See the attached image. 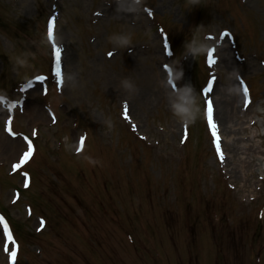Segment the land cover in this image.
<instances>
[{
    "label": "rangeland",
    "instance_id": "rangeland-1",
    "mask_svg": "<svg viewBox=\"0 0 264 264\" xmlns=\"http://www.w3.org/2000/svg\"><path fill=\"white\" fill-rule=\"evenodd\" d=\"M226 1L228 0H220L214 6L225 8ZM149 2L153 3L160 13H163L165 8L167 10L170 8V12L165 11L164 18H160L168 24L179 49L183 48L182 44L186 36H189L193 23L203 17L207 11L202 13L204 8H197L194 0H175L173 5L172 0H149ZM56 4L64 7L59 36L68 42L67 83H70L75 77L77 81L74 88L78 86L81 89H72L73 84H69L67 88L63 89L64 92L60 97L51 96L54 102L61 104L60 108L56 104L54 106L60 116L56 125H48L50 120L46 112L42 110V99H37L36 104L39 113L42 115H32L31 117L28 110L22 115L21 123H18L19 127L29 130L34 122L41 121V133L46 140L51 142L47 146H43L42 142L39 144V156L30 165V168L34 169L40 164L36 185L37 192L33 188L26 193V198H39L40 204L37 212L46 215L48 209L43 207L40 197H48V203L52 201L54 207V210L52 211L51 207L49 212L55 223L54 232L43 231L38 237H32L33 241L41 244L48 251L52 249L59 255L61 250H66L75 264H91L94 259L98 258L94 257V254L98 253L100 249H92L89 244H85L83 237L86 239L89 237L87 228L80 222L76 224V228L71 225H62L61 220L69 218L65 202H69L73 209L80 208L84 212L86 210V213H91L89 219L96 218V216L93 217V211H96L98 207L90 195L89 187L83 185L82 182L75 181L71 185V190H64L60 181H49L47 178L45 164L55 152L52 142L56 137L62 136L65 149L69 144L73 148L75 136L82 130L81 128L88 129L89 137L95 141L92 143L90 151L95 160L112 159L107 161L106 165L110 173L115 175L120 197L126 192L127 185H132L135 192L134 200H142L143 204H145L144 195L147 192V175L151 177L150 192L160 194L168 188L172 191L177 189L179 176L183 172H187L189 176H200L201 168L193 169V165L197 163L194 157V147L189 145L183 152L179 143L180 132L177 131L178 134H176V131H173L171 127L172 124L176 125L177 123H173V117H169L168 121L164 122L167 116L163 117V110L158 108L159 105H156L161 98V93H158L153 85L160 80L164 90L170 89L163 73H157L160 71L158 65L163 58L160 37L155 26L142 11L130 14L129 8L132 3L129 0H119V2L98 0L99 7L102 8L103 19L97 25L88 22L90 15L89 0H0V15L3 18V23H5L2 27L0 25V90L11 87L16 80L24 79L37 71L38 66L40 69L43 68L48 59V51L41 31L42 21L46 9ZM256 4V8L260 9L259 12L261 10L262 12L259 14V18L255 15L252 18L257 20V29L260 30L261 40L264 42V0H259L258 3L256 0H250L247 7L254 8ZM211 5L213 4L211 3ZM126 12H129L130 16ZM139 14L143 21L139 19ZM82 18H84L86 25L82 23ZM120 18L125 19L121 20ZM126 20H137L138 23L130 24ZM216 22L219 25H214ZM226 25L234 26L230 20L223 22L221 19L215 21L214 18H209L204 22V31H218L220 27ZM235 26L236 28L241 27L239 22ZM7 27L10 32L7 31ZM258 33L254 30L251 33L252 44H259ZM6 34L11 37V41ZM141 44L145 47H142ZM127 46H135L136 49L128 53L126 51ZM109 47L119 48V52L110 61L104 57L105 50ZM240 51L248 55V60L239 64L238 68H241L239 72L253 76L256 92L262 91L263 85L260 83V78L259 76L255 77V75L258 73L261 75L264 68L260 65L259 59L251 56L248 51L243 48ZM28 52L34 54L33 62L28 61V57H30ZM229 54L234 60L231 49ZM82 55L85 59L84 62L81 60ZM259 55L264 57L262 53ZM201 72L203 73V71ZM141 75L147 77L146 82L137 81ZM117 77H119L118 80H116ZM187 77L181 83L183 89L187 85H191L190 75ZM228 86L218 84L215 97L220 98L221 95H225L226 98L231 97L224 93L229 92ZM195 87L193 84V96L196 94ZM89 93L100 94L101 96H92ZM170 94L172 93L170 92ZM179 98L181 99V95ZM123 100H128L132 115L140 123L141 128L135 124L136 129L154 136L155 141L151 142L154 144L150 145L151 148L146 147L150 141L140 139L135 133L128 135L126 125L119 116ZM258 103L259 101L255 103L253 108H257ZM177 117L181 125L184 116ZM190 118L193 121L194 138L199 136L202 141L197 149L208 162L211 157L207 153L205 144L209 149L210 145L203 122L202 102L200 105H193ZM157 120L162 122L160 124L167 128V132L153 127V123ZM8 140L9 138L5 139L0 130V160H2L0 161V179L4 189V196L1 198L0 204L4 206H7L11 196V186L21 182L20 176L9 177L6 175L9 161L16 157V154L13 155L7 151L9 144L4 141ZM127 142L129 143L127 144ZM252 142L260 149L264 148V137H255ZM240 146L242 143L237 142L231 150L232 153H235ZM142 147L152 153L146 152L145 161L144 153L141 151ZM60 153L61 160L64 152ZM237 158L238 154L235 156V162H237ZM208 164L210 163L208 162ZM144 166L145 169L142 168ZM171 179H175L174 184H170L169 180ZM198 180L202 181V178L199 177ZM112 192L116 193V190H112ZM8 209L13 216L17 217L18 213L23 210V204L18 203L9 206ZM234 216L247 218L251 216V212L247 207H238ZM54 237L57 238V241H54ZM239 252L241 258L236 261V264H249V245L247 243L239 245ZM2 254L0 249V256L2 257L0 264H6ZM26 258L30 264H39L30 253L23 255V260ZM111 262L109 258H104L100 264H111ZM184 264H188L187 260ZM201 264L207 263L202 262Z\"/></svg>",
    "mask_w": 264,
    "mask_h": 264
},
{
    "label": "snow or ice",
    "instance_id": "snow-or-ice-1",
    "mask_svg": "<svg viewBox=\"0 0 264 264\" xmlns=\"http://www.w3.org/2000/svg\"><path fill=\"white\" fill-rule=\"evenodd\" d=\"M149 12V15H151V10H148ZM97 15H99V13H97ZM54 23H55V18L52 17L50 18L49 22H48V27H47V33L49 35V40L52 42V49H53V53H54V56H55V72H56V76L57 78L61 81L62 83V63H61V54H62V50H61V47L59 45L56 44L55 42V38H54ZM229 34V30L227 28H225L221 35H228ZM211 35V34H210ZM215 51L214 48H210L207 52V62L209 63V65L213 64L215 62V57L213 55V52ZM108 56H112L113 55V52H108L107 53ZM168 66L165 65V68H167ZM34 79L36 81H43L45 79V77L43 75H38V76H35ZM215 80V77H211L208 81V86L205 87L203 89L205 95L207 96L211 90H212V84H213V81ZM31 81H29L25 87H29L31 86ZM241 83L243 84V81H241ZM172 86L175 87V82L173 81L172 83ZM244 92L247 94L248 92V88H247V85L245 84L244 85ZM127 109H128V105H127V102L124 103V110H125V116L127 118ZM50 111V110H49ZM206 117H207V122L210 126V129H211V134L214 138V140L216 141V148H217V151L218 153L221 155V158H222V152L220 151V144H219V136H218V132H217V124L214 120V105H213V102L210 98L206 99ZM52 119H53V122L55 121V116L54 114L52 115ZM8 124H10V118H9V121H8ZM133 127L135 128V125H133ZM7 130L9 132H11V128L10 126L7 128ZM13 135H15V133H12ZM33 135H35V130L33 131ZM84 137H80V147L83 146V141H84ZM24 140L27 142V150L23 152V155L20 157V160L19 162L15 165L16 167H19L21 164H23L25 162V160L31 156L32 154V151H33V147H32V143H31V140L28 139V137H24ZM80 147H78V150H80ZM27 173H24V176L27 177ZM0 222L3 223V229H2V234L4 235L5 237V251H8V243H16L15 242V239H14V236L12 234V231L10 230L9 228V225L6 221H4V217L2 215H0ZM40 225L43 226L45 221L43 220V218H40ZM17 248H18V245H17ZM16 256H17V251L16 250H12L11 253H10V261L13 262L14 264V261L16 259Z\"/></svg>",
    "mask_w": 264,
    "mask_h": 264
},
{
    "label": "bare ground",
    "instance_id": "bare-ground-1",
    "mask_svg": "<svg viewBox=\"0 0 264 264\" xmlns=\"http://www.w3.org/2000/svg\"><path fill=\"white\" fill-rule=\"evenodd\" d=\"M226 66L231 64V61L229 59L224 60ZM222 90V89H221ZM225 91V90H223ZM222 91V92H223ZM229 92H224L227 93L229 96V98H226L225 95H221L220 98H215V105H216V118L220 121L223 129L226 128V126L228 125V123L230 122L231 119L234 120L233 115H229L228 110L226 109V107L228 105H232V109L233 111H235V109L238 107L237 104L239 102V100L241 99L239 92H237V87L235 86V84L231 85V88L228 89ZM36 109V107L34 106H30L29 107V114L34 116V114H32V110ZM227 124V125H226ZM15 144L11 145L9 147V151L12 152L13 148H14ZM16 152H18V145L16 146Z\"/></svg>",
    "mask_w": 264,
    "mask_h": 264
},
{
    "label": "clouds",
    "instance_id": "clouds-1",
    "mask_svg": "<svg viewBox=\"0 0 264 264\" xmlns=\"http://www.w3.org/2000/svg\"><path fill=\"white\" fill-rule=\"evenodd\" d=\"M192 52L194 53H200V52H204L207 50V46L206 45H200V46H190ZM192 91L191 87H185L183 89V93L185 94V97L187 98L186 94L190 93ZM188 105L186 104H177L176 105V110L177 112L180 113H184L187 111Z\"/></svg>",
    "mask_w": 264,
    "mask_h": 264
}]
</instances>
